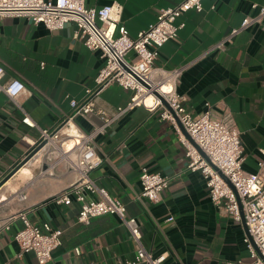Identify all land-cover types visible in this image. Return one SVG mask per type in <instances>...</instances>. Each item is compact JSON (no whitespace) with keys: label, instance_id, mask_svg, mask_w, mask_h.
<instances>
[{"label":"crops","instance_id":"crops-1","mask_svg":"<svg viewBox=\"0 0 264 264\" xmlns=\"http://www.w3.org/2000/svg\"><path fill=\"white\" fill-rule=\"evenodd\" d=\"M113 2L124 6L122 25L136 37L156 21L161 9L180 0H86V5L101 8ZM252 3L264 5V0H204L202 12L189 11L177 20L185 26L176 40L161 47L156 65L168 70L186 67L178 92L186 97L187 110L198 117L208 103L213 118L236 128L244 145V169L257 173L264 150V22L226 40L246 16L257 13ZM77 30L74 23L50 31L25 17H0L2 82L19 79L27 88L15 100L0 92V192L7 198L0 205V218L21 211L36 226L50 223L61 230L62 243L48 264H118L134 260L139 248L118 216L103 215L83 224L77 220L80 204L75 199L68 206L52 200L74 181L65 166L52 169L44 164V169L33 163L47 162L35 156L22 170L28 180L17 179L18 171L4 182L36 148L39 129L58 127L71 113V100L85 97L105 65L102 52L86 47L76 38ZM130 58L134 60L135 54ZM131 96L132 92L113 84L97 99L96 108L112 112ZM22 109L37 127L23 123ZM99 121L96 114L76 118L86 132ZM95 145L104 162L91 177L139 221L142 245L154 257L165 254L162 264L252 261L244 243L245 223L212 203L202 175L188 171L185 149L169 122L137 107L99 135ZM143 168L170 180L157 203L141 196ZM19 190L26 200L15 196ZM22 226L15 219L10 230L0 232V264H38L34 253L19 257L14 237Z\"/></svg>","mask_w":264,"mask_h":264},{"label":"built area","instance_id":"built-area-1","mask_svg":"<svg viewBox=\"0 0 264 264\" xmlns=\"http://www.w3.org/2000/svg\"><path fill=\"white\" fill-rule=\"evenodd\" d=\"M203 1L180 0L174 7L163 8L155 22L136 37H131L122 25L124 6L118 2L95 8L88 7L86 0H0V17H25L50 31H60L67 24L74 23L78 28L76 38L81 39L89 49L102 52L105 65L96 76L95 85L86 90L83 99L71 100V113L58 127L39 129L40 139L35 146L44 145L35 156L47 163L33 164L39 167L48 164L52 169L63 165L74 175V181L52 200L58 205L68 206L75 199L80 204L79 223L89 224L92 219L108 214L116 215L123 221L139 248L134 260L118 264H162L166 260L165 254L154 257L144 248L139 221L128 215L122 201L100 188L91 177V173L104 162L95 139L137 107H144L169 122L185 149L188 171L202 175L212 203L217 208H223L235 221H245L247 234L244 243L252 258L248 264H264V150L258 163L259 171L247 172L244 169L246 158L241 133L228 122L213 118L208 103L198 117L187 110V99L178 92L186 67L168 70L156 65L161 47L176 40L185 26L178 24L177 20L189 11L202 12ZM251 9L257 13L246 16L226 40L230 41L242 31L263 24L264 5L252 3ZM223 43L215 47L221 48ZM132 53L135 54L134 60L130 58ZM4 76L5 69L0 66V92L15 100L27 91L25 83L19 79L4 84ZM113 84L132 92L130 100L112 112L98 110L97 99ZM22 111L25 115L23 123L31 128L37 127L31 117ZM93 114L100 121L92 123L93 128L89 132L77 125L76 118L88 119ZM169 184L168 177L142 169L140 185L143 198L159 202ZM92 195L99 197L93 199ZM15 196L19 201L27 198L23 190L16 191ZM5 199L0 192V205ZM15 219L23 223L14 237L20 248L19 257L31 252L38 264L51 262L54 250L62 243V231L54 229L50 223L36 226L20 211L6 219L0 218V232L10 230ZM172 220L173 217H170L169 221Z\"/></svg>","mask_w":264,"mask_h":264},{"label":"water","instance_id":"water-1","mask_svg":"<svg viewBox=\"0 0 264 264\" xmlns=\"http://www.w3.org/2000/svg\"><path fill=\"white\" fill-rule=\"evenodd\" d=\"M44 144H40L38 145L34 151H32L21 163H19V165L15 168V170L6 177V179L4 180V182L10 180L22 167H24L25 165L28 164V162L30 160H32L34 158V156L37 154V152L43 147ZM45 169V166H43ZM3 184V183H2ZM2 186V185H0ZM243 222L245 223V221L243 220ZM247 230V227H246Z\"/></svg>","mask_w":264,"mask_h":264},{"label":"bare ground","instance_id":"bare-ground-1","mask_svg":"<svg viewBox=\"0 0 264 264\" xmlns=\"http://www.w3.org/2000/svg\"><path fill=\"white\" fill-rule=\"evenodd\" d=\"M23 168H24V167H22V168L20 169L18 175L16 176L17 179L25 180V179L29 178L28 174H27L26 172L22 171ZM14 178H15V177H14ZM27 180H28V179H27ZM11 183H12V182L9 181L7 185H8V186H10V185L12 186ZM13 188H14V187H13ZM13 188H12V189H13ZM15 188H16V186H15Z\"/></svg>","mask_w":264,"mask_h":264}]
</instances>
